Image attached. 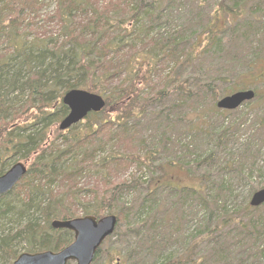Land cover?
<instances>
[{"label":"trees","instance_id":"obj_1","mask_svg":"<svg viewBox=\"0 0 264 264\" xmlns=\"http://www.w3.org/2000/svg\"><path fill=\"white\" fill-rule=\"evenodd\" d=\"M73 89L106 106L61 131ZM243 90L231 111L264 137V0H0V175L27 166L0 195V264L110 214L92 264H264V204L235 192L258 153L217 107Z\"/></svg>","mask_w":264,"mask_h":264},{"label":"water","instance_id":"obj_2","mask_svg":"<svg viewBox=\"0 0 264 264\" xmlns=\"http://www.w3.org/2000/svg\"><path fill=\"white\" fill-rule=\"evenodd\" d=\"M255 97L253 90L237 91L220 98L217 107L222 110H235L244 102ZM69 108V113L59 123V129L65 131L85 119L91 113L101 112L106 102L101 95L73 89L66 92L62 99ZM27 167L22 162L13 164L0 175V195L10 192L26 174ZM264 204V187L255 191L250 198L252 207ZM118 222L114 214L102 218L84 216L68 220H54L55 229H67L74 233V241L58 252L43 251L37 253H21L13 264H92L98 249L111 236Z\"/></svg>","mask_w":264,"mask_h":264},{"label":"rangeland","instance_id":"obj_3","mask_svg":"<svg viewBox=\"0 0 264 264\" xmlns=\"http://www.w3.org/2000/svg\"><path fill=\"white\" fill-rule=\"evenodd\" d=\"M207 2L210 4H213L215 2V0H207ZM256 86L258 89L262 88L261 83H258ZM227 111H228L227 113L222 114L226 118L225 123H230L231 121H235V122H239L240 124H242L241 133H243V135L239 139V142L244 144L246 142L247 138H249L251 135V138L249 139V141L252 142L251 144H254V147H250L249 150L245 149V147H241V145H240L238 148V152H239V150H241L240 153L244 152L245 154H247V151H250V153H253V154L255 152H257L258 153V159H259L257 166L262 167V170H263L262 176H258L257 174H255V175L249 176V179L247 180V182H243L242 184H237V185L235 184L236 194H238V196L241 197L240 200H245L248 193H249V190L253 194L255 191L262 188L260 184L264 180V145L262 146V144H264V141L259 140V138H264V137L263 136L259 137V138L253 137V135L255 134V131H252L250 134V126L254 124V120H255V112L253 111V109H250L249 107L242 106L236 112H233L230 110H227ZM254 128H256V127H254ZM241 133H240V135H241ZM257 153H256V155H257ZM235 167L237 168L236 165H235ZM179 176H181V175H179ZM180 178L182 179V177H180ZM252 194L250 195V198H251ZM250 198H249V202H250ZM233 209L234 208L232 207L231 210H233ZM231 210H229V211H231ZM263 213L264 212H262V214ZM73 264H75V263H73Z\"/></svg>","mask_w":264,"mask_h":264},{"label":"bare ground","instance_id":"obj_4","mask_svg":"<svg viewBox=\"0 0 264 264\" xmlns=\"http://www.w3.org/2000/svg\"><path fill=\"white\" fill-rule=\"evenodd\" d=\"M96 257V256H95ZM95 259V258H94Z\"/></svg>","mask_w":264,"mask_h":264}]
</instances>
